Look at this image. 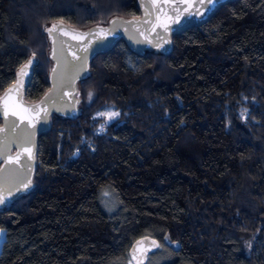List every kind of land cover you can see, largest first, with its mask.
Masks as SVG:
<instances>
[{"label": "trees", "instance_id": "trees-1", "mask_svg": "<svg viewBox=\"0 0 264 264\" xmlns=\"http://www.w3.org/2000/svg\"><path fill=\"white\" fill-rule=\"evenodd\" d=\"M139 15L136 0H0V94L30 57L25 100L47 91L58 22ZM172 42L137 55L121 40L90 62L77 116L38 137L32 190L0 207V264H131L144 236L159 243L147 264H264V0Z\"/></svg>", "mask_w": 264, "mask_h": 264}, {"label": "water", "instance_id": "water-1", "mask_svg": "<svg viewBox=\"0 0 264 264\" xmlns=\"http://www.w3.org/2000/svg\"><path fill=\"white\" fill-rule=\"evenodd\" d=\"M233 1L235 0H216L212 10L207 11L200 0H191L193 7L187 12L182 11L179 15V22H176L177 13L173 11V7L176 6L177 0H169L167 4L164 0H156L157 4L164 7L172 19L166 20L167 29L156 27L155 31L152 30V26L158 23L156 16L159 14L162 20L165 18L163 13L159 12V8L153 5L152 0H136L139 16L113 17L104 25H93L84 30L58 22L56 29L51 34L49 33L51 67L48 73L47 91L37 101L27 102L25 100L26 91L31 84L33 71L37 65L35 57H30L16 74L15 81L0 94V129H3L0 131V147L3 143L8 144L7 150L0 155V190H4L3 195L6 198L4 203L13 202L32 190L36 173L38 137L50 130L53 115L72 119L77 116L79 111L78 83L87 77L90 62L97 55L108 52L117 42L123 40L137 55H143L145 51H154L168 56L173 50V36H178L191 27L203 25L221 6ZM206 3L207 0H205ZM178 6L183 10L187 4ZM145 20L149 22L145 23ZM61 28L68 35L61 32ZM101 29L104 31L101 32ZM86 33H91V35L84 36L83 40L73 38L77 34ZM86 43H88V50L84 52L83 48ZM77 57H86V59L81 60ZM29 60L32 61L31 64H28ZM21 69H24L26 74H21ZM9 89L13 91L9 93ZM6 94L11 97L10 108L14 107L19 114L18 116L9 115L7 120L3 116V98ZM26 108L31 111L25 112ZM41 109H46V112ZM19 117H24L23 121ZM17 145L21 146L17 147ZM25 148L31 149V159L24 151ZM18 152L23 153L20 161L16 164L5 165V156L15 157ZM25 184L28 185L27 188L24 187ZM8 188H11V195L6 190ZM2 205L0 204V207ZM140 241L142 243L138 244L137 242ZM153 241L159 245L156 239L148 236L138 238L131 244L128 250L131 264H147L149 257L159 249L153 245ZM134 247L137 249L135 260L132 259Z\"/></svg>", "mask_w": 264, "mask_h": 264}, {"label": "snow or ice", "instance_id": "snow-or-ice-1", "mask_svg": "<svg viewBox=\"0 0 264 264\" xmlns=\"http://www.w3.org/2000/svg\"><path fill=\"white\" fill-rule=\"evenodd\" d=\"M152 3H153V5H154L155 7L159 8V12H160V13H163V16H164V18H165V20H162L161 16L158 14V15L156 16V20H157L158 23L153 24V26H152V30L155 31L156 27H163V28L167 29V23H166V20H171L172 17L168 15V13L165 11L164 7H162V6H160L159 4H157L156 0H152ZM164 3H165V4L169 3V0H164ZM200 3H201L202 5L205 6V9H206L207 11H211L212 8H213V7L215 6V4H216V0H207V3H206V4H205V0H200ZM179 4H187V7L184 8L183 10H181V8L178 6ZM192 7H193V4H192L191 0H177V4H176V6L173 7V11H175V12L177 13L176 22H179V15L182 13V11H183V12H187V11H188L190 8H192ZM149 14H150V13H149ZM144 22H145V23H148L149 21H148V20H145ZM56 27H57L56 25H53V28L48 29L49 33L51 34V33L53 32V30L56 29ZM60 31H61V32H64V29L61 28ZM100 31L103 32L104 30L101 29ZM64 34H65V35H68L67 32H64ZM86 35H91V33L77 34V36H74L73 38H74V39L79 38V39L83 40L84 36H86ZM165 42H166V41H165ZM88 43H90V41H89ZM88 43H86V44L84 45V48H83V51H84V52H87V50H88ZM77 59L85 60L86 57H83V58H81V57H77ZM31 63H32V61L29 60V61H28V64H31ZM26 67H27V66H25V68H26ZM53 72H54V73L56 72V69H55V68L53 69ZM21 74H26V73L24 72V69H21ZM12 91H13L12 89H9V93H11ZM89 96H91V93L89 94ZM10 99H11V97H10L9 95H7V94H6V96L3 98V116H4V118H5L6 120H7V118H8L9 115H12V116H18V115H19V114L17 113V111L15 110L14 107H13V108H10V106H9V100H10ZM37 107H39V106H37ZM24 111H25V112H29V111H31V109H27V108H26V109H24ZM41 111H45V112H46V109H41ZM100 115H107V118H108V119H112L114 116H117V115H119V114L116 113V112H110V113H107V114H105V113H101ZM19 118H20L22 121H23V119H24V117H19ZM29 124L31 125V119H30V118H29ZM16 127H18V125H17ZM0 131H3V129H0ZM28 143H30V141H28ZM20 146H21V145H17V147H20ZM7 147H8V144H7V143H3L2 147H0V155H3V154H4V152L7 150ZM24 151L27 152V154H28V158L31 159V158H32L31 149H30V148H25ZM22 154H23V153L18 152L17 155H16L15 157L5 156V160H4L5 165H11V164H16V163H18V162L20 161V158H21V155H22ZM5 170H7V169H5ZM29 183H30V182H29ZM24 187L27 188L28 185L25 184ZM6 190L8 191V194L11 195V188H8V189H6ZM3 191H4V190H0V204H3V203L5 202V199H6L5 196L3 195ZM137 243H138V244H141L142 241L137 242ZM152 243H153L154 246L159 247V245L156 244L155 241H153ZM136 251H137V249L134 247V249H133V256H132V259H133V260L137 259V256L135 255V252H136Z\"/></svg>", "mask_w": 264, "mask_h": 264}, {"label": "rangeland", "instance_id": "rangeland-1", "mask_svg": "<svg viewBox=\"0 0 264 264\" xmlns=\"http://www.w3.org/2000/svg\"><path fill=\"white\" fill-rule=\"evenodd\" d=\"M110 112H116V113H118L117 111H115V110H113L111 108H108V109H105V110H103V111L98 112V113L95 114V117L96 118L101 119L100 125L102 127L106 126L107 124H109L110 122H112L117 117V116H114L112 119H108L107 118V115H100L101 113L107 114V113H110ZM102 198H103V200H106V199L109 198V195L107 193H103V197Z\"/></svg>", "mask_w": 264, "mask_h": 264}]
</instances>
